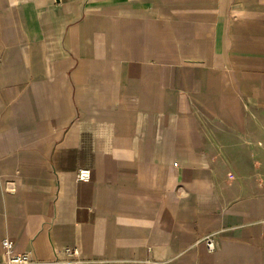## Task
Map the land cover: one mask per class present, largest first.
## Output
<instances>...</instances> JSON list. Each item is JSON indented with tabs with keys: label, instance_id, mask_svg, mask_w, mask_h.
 Wrapping results in <instances>:
<instances>
[{
	"label": "crops",
	"instance_id": "crops-1",
	"mask_svg": "<svg viewBox=\"0 0 264 264\" xmlns=\"http://www.w3.org/2000/svg\"><path fill=\"white\" fill-rule=\"evenodd\" d=\"M5 237L35 264H264V0H0Z\"/></svg>",
	"mask_w": 264,
	"mask_h": 264
},
{
	"label": "built area",
	"instance_id": "built-area-1",
	"mask_svg": "<svg viewBox=\"0 0 264 264\" xmlns=\"http://www.w3.org/2000/svg\"><path fill=\"white\" fill-rule=\"evenodd\" d=\"M78 176L82 180H88L91 176V171L90 169L82 168L80 169ZM205 242L210 250H214L216 248L213 236H207L205 238ZM2 245L3 254L2 258L0 259V264H35L31 252L19 251L13 238L5 237L2 240ZM67 251L73 254L78 253L77 249H68Z\"/></svg>",
	"mask_w": 264,
	"mask_h": 264
}]
</instances>
